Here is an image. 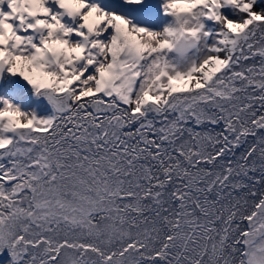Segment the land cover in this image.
<instances>
[{"label":"snow or ice","instance_id":"6c2138e0","mask_svg":"<svg viewBox=\"0 0 264 264\" xmlns=\"http://www.w3.org/2000/svg\"><path fill=\"white\" fill-rule=\"evenodd\" d=\"M0 264H264V0H0Z\"/></svg>","mask_w":264,"mask_h":264}]
</instances>
